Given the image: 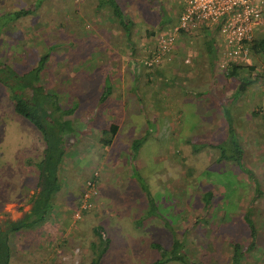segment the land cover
<instances>
[{
    "label": "rangeland",
    "instance_id": "rangeland-1",
    "mask_svg": "<svg viewBox=\"0 0 264 264\" xmlns=\"http://www.w3.org/2000/svg\"><path fill=\"white\" fill-rule=\"evenodd\" d=\"M99 1L0 0V14L33 9L6 25L12 16H0V65L17 71L45 54L39 81L62 106L77 104L73 128L63 134L48 216L11 235L9 264L87 263L101 247L94 227L108 239L98 264H148L159 257L151 243L169 253L174 238L189 261L231 264L234 241L243 250L236 264H264V54L249 50L254 69H237L249 78L238 92L237 78L224 76L228 67L207 60L200 27L177 33L166 54L147 65L156 34L176 24L179 1L115 0L131 21L130 41L111 7L96 6ZM260 16L254 38L264 37V0ZM105 85L110 89L100 101ZM118 101L127 112H110L107 106ZM224 108L250 173L217 159L214 145L227 138ZM111 122L120 126L115 136ZM43 145L39 130L14 111L9 83L0 80V228L29 208ZM93 170L102 182L91 207L74 218ZM205 190L211 191L206 208Z\"/></svg>",
    "mask_w": 264,
    "mask_h": 264
},
{
    "label": "trees",
    "instance_id": "trees-1",
    "mask_svg": "<svg viewBox=\"0 0 264 264\" xmlns=\"http://www.w3.org/2000/svg\"><path fill=\"white\" fill-rule=\"evenodd\" d=\"M99 4H108L111 7L112 16H114L118 23L123 27V32L128 37L130 35V23L131 21L123 13L121 7L115 0H100ZM31 8H20L11 12H5L0 14V16H12L5 21L7 22L21 17L24 14L31 12ZM5 14V15H4ZM2 26L0 27V31ZM183 31L180 30V33ZM200 32L203 36L202 39V48L206 55L208 61L213 60L216 57V37L217 34V25L212 26H202L200 27ZM249 50L253 54H264V37H253L249 43ZM45 54L39 55L35 60V63L29 67H26L21 70L12 69L13 64H3L0 65V80L3 83H9V89L11 91L12 105L13 109L17 114L22 115L28 119L40 132L42 141L44 143L42 147V157L37 162L39 167L38 178L35 184V187L30 196V206L22 214V216L16 219L7 220L6 225L3 228H0V264H9L11 258V235L16 233L21 234L27 229L34 227L35 225H40L46 220L48 212L51 208L52 198L54 197L55 192L58 190V168L61 155L64 152V140L63 134L66 130L73 128V121L71 115L75 110L77 104L74 102L70 106H62L55 93L47 91L43 84L39 81L40 71L43 68ZM245 66L249 70L254 69L252 64H239L235 62H230L227 65V72L224 74L225 77L234 76L237 78V84L235 92L239 91V82H247L249 78L245 75H239L237 69L242 66ZM14 77V83L12 78ZM25 87L31 89V97L27 98L28 95L24 94ZM110 89L109 85L102 87L99 100H103L108 94ZM23 90V91H21ZM26 96V98H24ZM223 115L227 123V138L217 143L214 146L218 148V160L221 159H231L234 161L240 168H244L241 162V147L236 140L235 133L231 125V118L228 113V109H223ZM109 128L111 129L112 136L116 132L117 124L110 123ZM144 138V135L139 137L138 140L141 141ZM110 140V139H109ZM109 140H103L102 142L106 144ZM133 140L131 142L132 147L137 148L139 141ZM196 146L200 148L201 145ZM244 170L250 173L249 170ZM146 191L147 201L151 202V196ZM211 196L210 190H205L203 192L204 208L208 207L209 200ZM83 211V210H82ZM248 214L244 213V219L249 224L250 234L253 237L254 229L251 226L250 222L247 220ZM94 232L98 236V244L101 247L90 260L85 262H79L78 264H98V261L101 257L102 252L106 249L108 244L107 237H101L93 228ZM42 234V233H41ZM41 236V235H40ZM38 243L39 240L37 239ZM94 242H91L93 246ZM151 246L158 249L159 257L149 262L148 264H164L167 261H176L179 260L183 264H203L200 261H189L186 258V255L181 251L182 242L178 241L176 238L172 240L171 248L169 253L162 249L158 242H152ZM251 241L248 242L247 248L251 247ZM243 257V250H241L240 244L238 242H231V264L239 263Z\"/></svg>",
    "mask_w": 264,
    "mask_h": 264
},
{
    "label": "built area",
    "instance_id": "built-area-1",
    "mask_svg": "<svg viewBox=\"0 0 264 264\" xmlns=\"http://www.w3.org/2000/svg\"><path fill=\"white\" fill-rule=\"evenodd\" d=\"M180 11L176 24L156 34V44L147 60L150 65L166 54L175 35L182 30L190 31L202 26L217 25L219 42L216 58L220 68H226L230 62L249 63V41L261 22L262 0H178ZM186 60V59H185ZM96 172L87 178L81 189V199L77 202L74 218H79L81 211L91 207V197L96 194Z\"/></svg>",
    "mask_w": 264,
    "mask_h": 264
},
{
    "label": "crops",
    "instance_id": "crops-1",
    "mask_svg": "<svg viewBox=\"0 0 264 264\" xmlns=\"http://www.w3.org/2000/svg\"><path fill=\"white\" fill-rule=\"evenodd\" d=\"M98 5H99V3H97L96 6H98ZM100 6H101V5H100ZM96 9H97V8H96ZM14 10H17V9H13L12 11H14ZM5 12H11V11H5ZM5 12H4V13H5ZM100 93H101V91H100ZM100 93L97 94V97H96L97 99L99 98ZM104 99H105V98H104ZM116 101H117V100H116ZM118 102H119V101H118ZM111 107H112V104L107 106V108H110V109H111L110 112H111V113H114V114L116 113V111H117L118 109H122V110L125 111V112L128 111V110H126V109H127V105L124 104V103H121V102H119V104H118L117 107L115 106L113 109H112ZM125 108H126V109H125ZM115 109H116V110H115ZM108 112H109V111H108ZM109 119H112V118L110 117ZM117 129H120V126H119V125L117 126ZM115 134H116V132L113 134V136H115ZM94 171L96 172V175L94 176V177H95V180H96V183H98V185H100L101 182H102V181H101L102 179L100 178V176H99V177L97 176V171H96V170H93L92 173H93ZM98 171H99V170H98ZM30 191H31V190H30ZM18 204H20L19 201H18Z\"/></svg>",
    "mask_w": 264,
    "mask_h": 264
},
{
    "label": "flooded vegetation",
    "instance_id": "flooded-vegetation-1",
    "mask_svg": "<svg viewBox=\"0 0 264 264\" xmlns=\"http://www.w3.org/2000/svg\"><path fill=\"white\" fill-rule=\"evenodd\" d=\"M27 87H25V89H26ZM24 94L26 95H28V97L27 98H30L31 97V93H28V92H24ZM24 98H26V96H24Z\"/></svg>",
    "mask_w": 264,
    "mask_h": 264
},
{
    "label": "water",
    "instance_id": "water-1",
    "mask_svg": "<svg viewBox=\"0 0 264 264\" xmlns=\"http://www.w3.org/2000/svg\"><path fill=\"white\" fill-rule=\"evenodd\" d=\"M241 87V84H239V88Z\"/></svg>",
    "mask_w": 264,
    "mask_h": 264
}]
</instances>
